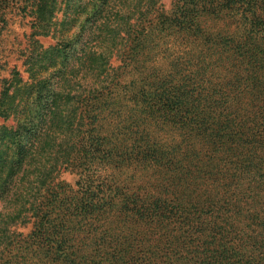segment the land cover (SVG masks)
Returning <instances> with one entry per match:
<instances>
[{"label":"trees","instance_id":"1","mask_svg":"<svg viewBox=\"0 0 264 264\" xmlns=\"http://www.w3.org/2000/svg\"><path fill=\"white\" fill-rule=\"evenodd\" d=\"M159 1L0 0V30L16 8L32 37L59 36L2 81L0 264H178L199 237L194 264H264V0H189L178 31L150 35ZM164 35L202 45L162 69ZM118 98L128 124L119 111L93 129Z\"/></svg>","mask_w":264,"mask_h":264},{"label":"rangeland","instance_id":"2","mask_svg":"<svg viewBox=\"0 0 264 264\" xmlns=\"http://www.w3.org/2000/svg\"><path fill=\"white\" fill-rule=\"evenodd\" d=\"M189 0H160L159 1V8L156 10L150 17L147 23H145V33L153 35V34H165L168 33L166 30H172V31H178L177 25L171 23L169 19L171 18L172 14L175 11L176 6L180 8H186L188 6ZM162 21V22H161ZM164 21H167L163 24ZM33 19L31 16L24 15L20 10L14 8L12 10H9L6 15V22L5 25L0 30V91L2 89V81L9 77V74L13 67H16L23 75L24 78H26V74L23 73L24 68L22 67V62L24 61V58L30 50L31 44L33 40H38L39 43L44 47L48 48L50 46H54L57 43V39L59 38L58 34L53 37V34H50L47 37L43 36H34L33 34ZM199 23H201V27L204 28V30L210 35L218 31V29H223L224 26L221 24L216 25L212 22L211 19L207 20H201ZM199 23L196 22L193 25V29L199 26ZM164 32V33H160ZM151 47L154 48L159 52V56L157 57V61L162 65V69L166 68L167 62L165 61V58L168 59H176L180 57L181 59H184L182 56L187 50L189 49H200L201 48V42H193L190 43L186 41V39L180 37L179 39L177 37H166L163 36L162 39L158 40L151 37ZM113 66H118L120 63L119 61H112ZM149 69L151 65H147ZM135 70V69H133ZM135 78L136 80H139L141 78L140 74L133 73L132 76H124L120 82L121 85L129 84V82ZM77 87H83L81 83H76ZM107 93V92H106ZM105 93V94H106ZM107 96H101V97H91L88 100L87 104H97L98 102H103L107 100ZM101 99V100H100ZM105 104V103H104ZM103 104V105H104ZM115 104L118 105L112 107H107V104L99 111V113H96V116H99L96 127L93 129H100L103 124H107L106 118H110L111 121H113L117 117V112L121 111L122 116H124V123L128 124L129 119L134 115V102L129 101L127 98H118L115 101ZM114 104V105H115ZM102 105V106H103ZM121 106L122 108H119ZM120 113V114H121ZM99 114V115H97ZM93 120L90 119V123H92ZM103 133H107L106 130H103ZM123 131V130H122ZM125 132V131H124ZM118 141L122 139V135L118 134L116 136ZM102 174L104 172H101ZM76 182V176L70 172L63 171L61 172L58 177L56 178L55 184H61V185H68L69 188H75L74 184ZM152 191V190H151ZM263 221H264V210L262 213ZM102 224V223H101ZM100 224V225H101ZM15 230L18 234H22L21 239L27 238L31 231V225H25L18 227ZM90 239L94 236V234L91 232ZM90 239L87 241L86 245L89 246L92 243L90 242ZM181 243V245H180ZM195 245H192V244ZM202 240H200V237L197 239V241H187V242H179L178 248L182 250L179 251L178 255H172V258L175 260H178V264H194L197 260L196 257H194V249L197 248V244H201ZM89 251V250H88ZM90 252V251H89ZM168 254V253H166ZM164 254V255H166ZM164 258V256H163ZM166 258V257H165ZM180 258L182 260H180ZM204 258V257H203Z\"/></svg>","mask_w":264,"mask_h":264}]
</instances>
